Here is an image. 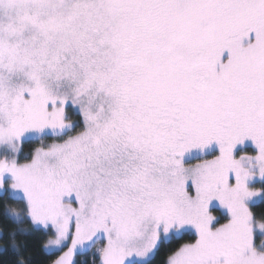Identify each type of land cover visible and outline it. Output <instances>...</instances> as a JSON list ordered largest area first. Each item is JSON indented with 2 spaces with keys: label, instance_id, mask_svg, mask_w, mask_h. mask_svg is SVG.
I'll use <instances>...</instances> for the list:
<instances>
[{
  "label": "snow or ice",
  "instance_id": "snow-or-ice-1",
  "mask_svg": "<svg viewBox=\"0 0 264 264\" xmlns=\"http://www.w3.org/2000/svg\"><path fill=\"white\" fill-rule=\"evenodd\" d=\"M0 199L17 264H264V0H0Z\"/></svg>",
  "mask_w": 264,
  "mask_h": 264
},
{
  "label": "trees",
  "instance_id": "trees-1",
  "mask_svg": "<svg viewBox=\"0 0 264 264\" xmlns=\"http://www.w3.org/2000/svg\"><path fill=\"white\" fill-rule=\"evenodd\" d=\"M25 146H27V144ZM22 207V204H18L15 201L0 199V229L2 230V234H0V249H7V251L0 252V264H17L19 259L18 255L12 251V238L10 233L19 227L29 231L31 230L30 223L19 226L14 225L4 215L7 209L15 208L19 210ZM252 211L257 218L264 216V206L254 207ZM46 239L47 236H45L42 231L31 235L18 234L16 236V244L22 249L21 255L24 258L25 264H53L57 254H44L43 245ZM185 242H188V240L176 241L170 246L162 247L154 264H166L167 257ZM76 259L77 264H92L93 261V257L90 254L78 256ZM96 264H99L98 257L96 258Z\"/></svg>",
  "mask_w": 264,
  "mask_h": 264
},
{
  "label": "rangeland",
  "instance_id": "rangeland-1",
  "mask_svg": "<svg viewBox=\"0 0 264 264\" xmlns=\"http://www.w3.org/2000/svg\"><path fill=\"white\" fill-rule=\"evenodd\" d=\"M70 115H71V111H70ZM72 119H73L74 121H76V120H79V117L73 115V116H72ZM52 142H53V139H52V138H49V139H47L46 141H44L45 144H50V143H52ZM40 146H41V145H40V142L30 143V144H27V146L24 145L23 152H24V154L30 155V153L33 152V151L35 150V148L40 147ZM247 151H248V154H251V150H247ZM241 154H244V153H241ZM190 163L195 164L196 161H191ZM256 187L259 188L260 185L257 184ZM76 206H77L76 204H73V207H76ZM0 233H2V230H1V229H0ZM47 239H48V237H47ZM47 239H46V241L44 242L43 247L46 245V243H47ZM262 239H264V237H261L260 235H257L256 242L259 244L260 241H261ZM188 242H189V241H188ZM103 243H104V242L102 241L101 244H100V246H103ZM56 254H57V255H56V259H57L58 256H59L61 253H59V254L56 253ZM90 255H91V254H90Z\"/></svg>",
  "mask_w": 264,
  "mask_h": 264
}]
</instances>
